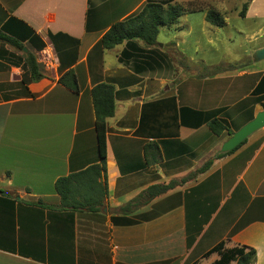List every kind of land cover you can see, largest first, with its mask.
I'll return each instance as SVG.
<instances>
[{
    "label": "crops",
    "instance_id": "obj_1",
    "mask_svg": "<svg viewBox=\"0 0 264 264\" xmlns=\"http://www.w3.org/2000/svg\"><path fill=\"white\" fill-rule=\"evenodd\" d=\"M147 3L196 10L161 28L153 46L100 47ZM209 10L223 27L206 22ZM3 25L19 46L0 41V264H213L219 253L205 255L220 244L251 248L264 264V128L218 159L229 136L208 129L218 120L234 133L264 111V60L253 58L264 48V0H0ZM45 41L55 70L37 64L43 78L29 82L25 58L37 63ZM68 71L77 93L58 83ZM99 84L114 89L108 197L96 213L60 210L55 181L98 162L91 90ZM147 145L158 149L155 164ZM207 160L206 172L187 179Z\"/></svg>",
    "mask_w": 264,
    "mask_h": 264
},
{
    "label": "trees",
    "instance_id": "obj_2",
    "mask_svg": "<svg viewBox=\"0 0 264 264\" xmlns=\"http://www.w3.org/2000/svg\"><path fill=\"white\" fill-rule=\"evenodd\" d=\"M249 2L242 4L238 13L239 17L244 18ZM196 8L190 3L186 8L174 5H158L147 3L136 14L128 17L126 20L115 23L102 36L99 45L104 50H111L116 46L127 41L138 40L143 42L147 47L156 44V37L161 28H172L178 24L180 17L185 12H194ZM206 22L214 28L224 26V17L214 10H209L205 17ZM3 25L0 28V41L9 43L15 47L19 44L16 42L13 32L8 31ZM10 32V33H9ZM7 34H10L7 35ZM43 45L40 47L42 49ZM25 66L28 73V81L36 82L43 78L38 69L35 58L28 54L25 58ZM58 83L72 93L78 92L77 80L72 71L62 74ZM91 100L94 111V131L97 141L98 162L77 173H72L66 177L57 179L54 183V191L60 198V210L71 212H99L104 205V200L108 197L106 184V120L113 117L115 112L114 89L111 85L99 84L91 90ZM208 129L215 136L226 133L230 136L232 133L218 120H212L208 123ZM246 141L236 147L233 151L242 146ZM229 152V153H231ZM145 158L148 164H155L159 161L158 149L154 145H147L144 148ZM218 154V158L229 154ZM212 160H207L204 165L187 179L195 175L206 172L212 165ZM177 182L172 181L165 185H157L148 188L142 194L137 196L125 207L118 209L119 212H130L136 208L140 201H149L152 198L160 196L170 189L174 188ZM4 194L3 192H0ZM223 245H218L206 253V257L212 253H219L220 258L213 264H254L256 253L248 247H237L231 250L223 251Z\"/></svg>",
    "mask_w": 264,
    "mask_h": 264
},
{
    "label": "water",
    "instance_id": "obj_3",
    "mask_svg": "<svg viewBox=\"0 0 264 264\" xmlns=\"http://www.w3.org/2000/svg\"><path fill=\"white\" fill-rule=\"evenodd\" d=\"M253 58L255 61L264 60V48L255 51ZM262 128H264V111L257 113L251 121L241 127L238 131L232 133L221 145L218 153L225 154L233 151L236 147L246 141L253 133Z\"/></svg>",
    "mask_w": 264,
    "mask_h": 264
},
{
    "label": "built area",
    "instance_id": "obj_4",
    "mask_svg": "<svg viewBox=\"0 0 264 264\" xmlns=\"http://www.w3.org/2000/svg\"><path fill=\"white\" fill-rule=\"evenodd\" d=\"M37 64L42 66L46 72H51L55 70L56 67V57L54 54L53 47L45 41V47L42 49L37 56Z\"/></svg>",
    "mask_w": 264,
    "mask_h": 264
},
{
    "label": "rangeland",
    "instance_id": "obj_5",
    "mask_svg": "<svg viewBox=\"0 0 264 264\" xmlns=\"http://www.w3.org/2000/svg\"><path fill=\"white\" fill-rule=\"evenodd\" d=\"M233 25V24H232Z\"/></svg>",
    "mask_w": 264,
    "mask_h": 264
}]
</instances>
